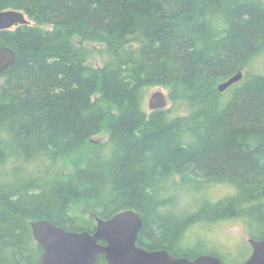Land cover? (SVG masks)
I'll return each mask as SVG.
<instances>
[{
	"label": "trees",
	"instance_id": "1",
	"mask_svg": "<svg viewBox=\"0 0 264 264\" xmlns=\"http://www.w3.org/2000/svg\"><path fill=\"white\" fill-rule=\"evenodd\" d=\"M5 10L30 24L0 31L16 55L0 74V264L40 263L32 222L91 232L125 210L142 220L138 247L242 264L250 245L240 260L207 252L204 229L238 221L264 237V0H0ZM85 45L101 47L99 67ZM153 88L173 105L146 113Z\"/></svg>",
	"mask_w": 264,
	"mask_h": 264
},
{
	"label": "water",
	"instance_id": "2",
	"mask_svg": "<svg viewBox=\"0 0 264 264\" xmlns=\"http://www.w3.org/2000/svg\"><path fill=\"white\" fill-rule=\"evenodd\" d=\"M30 22L23 12L0 11V31L11 30ZM15 52L8 47H0V74L14 64ZM239 71L216 89L223 92L241 80ZM167 99L161 91H156L148 99L149 111L163 110ZM34 241L42 247L40 264H96L97 257L104 256L107 264H223L219 257L202 254L194 259L173 257L166 250H146L136 245L142 220L133 210L117 213L109 219H97L93 234L86 231L77 233L65 231L49 221L32 222ZM99 242V243H98ZM251 253L242 264H264V237L249 240Z\"/></svg>",
	"mask_w": 264,
	"mask_h": 264
},
{
	"label": "rangeland",
	"instance_id": "3",
	"mask_svg": "<svg viewBox=\"0 0 264 264\" xmlns=\"http://www.w3.org/2000/svg\"><path fill=\"white\" fill-rule=\"evenodd\" d=\"M80 44H82V43H80ZM85 47H87L88 49H90L92 51V55L90 57V62L92 63V65L95 67H99V57L97 56V51L101 47L99 45H85ZM156 91H161L165 95V97L167 99V104H166L165 108L166 109L170 108L173 104L168 99L167 92L162 88L151 89L149 96H148V99L151 96V94H153ZM148 99H147L146 108H145L146 113L150 112L148 109ZM106 137L107 136H106L105 131H101L99 135H97L91 139V142L101 144V142H105ZM70 161H71L70 156L66 157L64 159H61V161H59L57 163L58 168L56 167V170H58V171L61 170L64 172L69 171L70 170ZM216 189L218 190L219 188L216 187ZM193 231H194V228L191 229L187 233V236H188V238H190V240L192 239L191 235H192ZM204 232H207L210 240H212V243H210V245L207 246V249H206L207 252L214 251L213 248L217 249V246L215 244H219V245H223V248H221L223 251L235 250V252H237L236 258L239 260L241 259L242 256L244 257L248 253L247 251H243L242 242H245V244L249 245L250 238L245 234L243 226L238 221H236V223H234L233 221H226V222L220 223L218 225L204 229ZM196 244L187 245L186 247L189 249H194L196 251L201 250V248L198 246L199 244L198 245H196ZM194 250H192V251H194ZM249 255H250V253H249ZM237 264H240V261Z\"/></svg>",
	"mask_w": 264,
	"mask_h": 264
},
{
	"label": "flooded vegetation",
	"instance_id": "4",
	"mask_svg": "<svg viewBox=\"0 0 264 264\" xmlns=\"http://www.w3.org/2000/svg\"><path fill=\"white\" fill-rule=\"evenodd\" d=\"M103 220V219H102ZM96 225H97V220L95 218V226H94V229L91 231V232H88L89 234H93V232L95 231L96 229ZM66 231V230H65ZM69 232H74V231H69ZM80 232H83V231H80ZM80 232H77V233H80ZM87 232V231H86ZM138 239V238H137ZM99 243V242H98ZM43 254V252H42ZM42 256V255H41ZM100 256H103V255H100ZM104 257V256H103ZM98 258V257H97ZM40 261H41V258H40ZM97 262V261H96ZM40 264V263H39Z\"/></svg>",
	"mask_w": 264,
	"mask_h": 264
}]
</instances>
